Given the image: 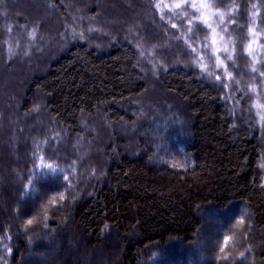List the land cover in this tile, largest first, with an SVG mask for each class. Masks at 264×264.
<instances>
[{
    "label": "trees",
    "instance_id": "1",
    "mask_svg": "<svg viewBox=\"0 0 264 264\" xmlns=\"http://www.w3.org/2000/svg\"><path fill=\"white\" fill-rule=\"evenodd\" d=\"M211 1L230 3L245 32L252 5L264 18V0ZM121 2L0 0V264H96L97 250L105 264H264L259 130L177 58L144 67L142 31L157 41L171 31L148 0ZM116 6L133 35L126 37V20L118 34L108 31ZM151 69L181 109L158 103L138 117L128 108ZM234 94L245 107L243 93ZM98 112L111 131L155 127L167 151L160 164L148 163L151 133L128 156L126 135L84 131ZM95 134L100 153L70 158L73 145L95 144ZM40 158L54 169L38 170ZM206 211L218 224L199 238ZM73 236L81 237L76 251ZM52 241L62 250L55 260Z\"/></svg>",
    "mask_w": 264,
    "mask_h": 264
},
{
    "label": "rangeland",
    "instance_id": "2",
    "mask_svg": "<svg viewBox=\"0 0 264 264\" xmlns=\"http://www.w3.org/2000/svg\"><path fill=\"white\" fill-rule=\"evenodd\" d=\"M148 2L155 9L157 20L162 23L165 30H170L171 34L169 35L168 32L162 35L158 34V39L162 40L157 41L152 40L153 35L149 38L148 31H142L143 40L141 39L140 42L142 46H139L141 49L139 48L137 51L143 66L157 67V63L167 65L170 60L177 58L178 61L174 64L193 67L200 76L207 77L219 89L218 93L221 98L228 99L232 103L234 112L238 110L239 119L246 120L248 118L259 130L263 138H261L260 143L262 147L260 163L264 171V18L259 17L256 7L252 5L247 11L248 31L245 32L246 30H240V27L235 26L234 11L229 6L230 3L222 2L219 4V1L213 3L211 0H148ZM176 4H180L181 7H175ZM193 4L196 7H192ZM201 5L205 6L201 7ZM110 11L113 15L111 22L113 25L109 27L108 31L118 34L119 30L125 26L123 22L126 20L127 30H124L126 37L133 35L136 28L135 26L131 27L130 17L123 15L117 6ZM100 24L104 25V22L100 21ZM244 32L246 39L241 42L239 41L240 36ZM101 33L99 32V34ZM134 43L137 47L136 40ZM152 71L153 69L142 74L146 85L145 93L133 99L128 105L129 109L139 114L138 117H150V113L155 110L152 106H156L158 103L166 104L169 109H181L182 107L179 102L164 92L160 84L156 82ZM235 90L243 93L241 98L246 104L245 107L233 102L236 97ZM146 102L149 104L146 105ZM101 122V113L98 112L91 129L85 127L83 129L86 132L88 130H93V132L96 130L104 131L107 137L112 134L126 135L130 140H128V147L123 151L124 155L130 156L136 145V139L144 137L148 133H151V146L154 151V155L149 158L148 163L160 164V158L167 153L164 147L166 144L161 142V138L154 133L155 127L149 131L138 133L136 126L132 128L122 124L116 130L111 131L107 125ZM95 138V144L84 143V146L79 147L78 151L76 145H73L71 149L73 153H69L70 158L81 161L85 156L100 153L102 141L97 134H95ZM137 155V153L134 154V156ZM39 160L38 170L54 169L50 163L44 162L42 158ZM98 164L100 167L104 166L103 157ZM200 218L203 225L199 238H203L205 234L211 231L212 226L217 227L218 222L207 211L201 213ZM71 238L72 241L77 242V246H72L71 250L76 251L82 245L81 237L73 236ZM260 238L264 240V234ZM57 246L54 241L49 242V258L52 260H55L62 252ZM195 249L193 246V250ZM93 255L95 258L97 257L96 264L107 263V259L104 254H101V251H94ZM111 255L116 256L117 251L113 249L108 258ZM78 259L87 262L89 258L82 255Z\"/></svg>",
    "mask_w": 264,
    "mask_h": 264
},
{
    "label": "snow or ice",
    "instance_id": "3",
    "mask_svg": "<svg viewBox=\"0 0 264 264\" xmlns=\"http://www.w3.org/2000/svg\"><path fill=\"white\" fill-rule=\"evenodd\" d=\"M205 5H201V7H204ZM175 7H177V8H179V7H181V5L180 4H176L175 5ZM192 7H196V5H192ZM174 26V25H173ZM29 223H31V221H29Z\"/></svg>",
    "mask_w": 264,
    "mask_h": 264
}]
</instances>
